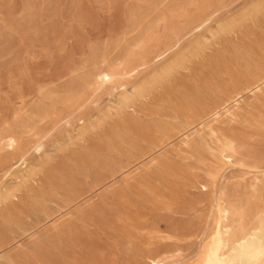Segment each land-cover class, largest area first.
<instances>
[{
	"label": "rangeland",
	"instance_id": "374dc122",
	"mask_svg": "<svg viewBox=\"0 0 264 264\" xmlns=\"http://www.w3.org/2000/svg\"><path fill=\"white\" fill-rule=\"evenodd\" d=\"M226 229L264 236V0H0V264H193Z\"/></svg>",
	"mask_w": 264,
	"mask_h": 264
},
{
	"label": "bare ground",
	"instance_id": "6f19581e",
	"mask_svg": "<svg viewBox=\"0 0 264 264\" xmlns=\"http://www.w3.org/2000/svg\"><path fill=\"white\" fill-rule=\"evenodd\" d=\"M169 52L170 49H167L158 57L162 56L160 59H163ZM98 79L102 85L119 80L106 72H101ZM41 145L39 140L36 143L37 151ZM218 213L228 220L232 212L230 208L219 205ZM151 263L158 264L156 260ZM193 264H264V236L254 231L243 232L240 235H235L227 229L217 231L213 240L203 246L201 256Z\"/></svg>",
	"mask_w": 264,
	"mask_h": 264
}]
</instances>
